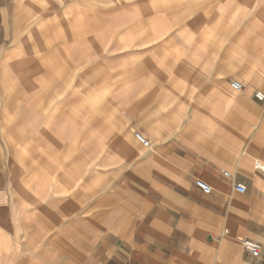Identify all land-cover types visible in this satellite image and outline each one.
<instances>
[{
    "label": "crops",
    "instance_id": "crops-1",
    "mask_svg": "<svg viewBox=\"0 0 264 264\" xmlns=\"http://www.w3.org/2000/svg\"><path fill=\"white\" fill-rule=\"evenodd\" d=\"M258 90L264 0H0V264H264Z\"/></svg>",
    "mask_w": 264,
    "mask_h": 264
},
{
    "label": "built area",
    "instance_id": "built-area-1",
    "mask_svg": "<svg viewBox=\"0 0 264 264\" xmlns=\"http://www.w3.org/2000/svg\"><path fill=\"white\" fill-rule=\"evenodd\" d=\"M231 86L233 89H235L236 91H241L243 89V85L237 81V80H233L231 81ZM254 97L255 99H257L258 101H264V92L263 91H256L254 93ZM136 135V138L140 141V143L145 146V147H150L151 146V143L148 139H146L140 132H136L135 133ZM256 166L259 167L261 170L264 171V164L261 163L260 161H256ZM223 174L226 176V177H230L231 176V173L227 170H224L223 171ZM196 184L205 192V193H210L211 192V186L202 181V180H197ZM235 188L237 191H239L240 193H245L246 190H247V186L245 183L243 182H238L236 183L235 185ZM243 245L245 247V249L247 251H249L252 255H255L257 256L260 251H261V248H262V245L257 242V241H254V240H250V239H243Z\"/></svg>",
    "mask_w": 264,
    "mask_h": 264
}]
</instances>
